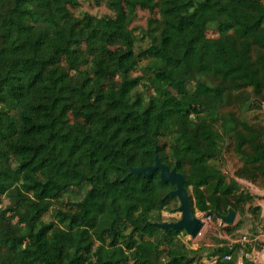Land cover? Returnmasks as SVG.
Wrapping results in <instances>:
<instances>
[{"label": "trees", "instance_id": "16d2710c", "mask_svg": "<svg viewBox=\"0 0 264 264\" xmlns=\"http://www.w3.org/2000/svg\"><path fill=\"white\" fill-rule=\"evenodd\" d=\"M103 1L112 16L0 0V264H205L183 230L154 225L178 208L174 186L159 170L126 176L155 145L193 210H262L219 164L232 141L264 188V133L239 114L264 103V0ZM138 9L157 15L139 30ZM72 188L83 196L45 219ZM240 246L212 248L207 264H236ZM253 248L264 241L242 264Z\"/></svg>", "mask_w": 264, "mask_h": 264}, {"label": "rangeland", "instance_id": "374dc122", "mask_svg": "<svg viewBox=\"0 0 264 264\" xmlns=\"http://www.w3.org/2000/svg\"><path fill=\"white\" fill-rule=\"evenodd\" d=\"M70 11L74 15H79L83 12H88L95 17L101 16H112L113 11L108 8L103 0H77V3L73 6H68ZM150 17H157V15H152L147 10L138 9L136 15L130 23V28L144 29L147 27L148 20ZM217 33L213 27L209 28L208 35L215 36ZM120 45L124 46V41L119 40ZM252 101L257 100L256 97L251 96ZM260 107H243L242 111L239 112L242 120L246 121L248 124L252 125L255 128H258L261 132L264 133V103L260 102ZM222 163L219 164V167L228 175L233 176L236 180L243 186L247 188L253 194H260V198H255L252 204H260L261 212L259 217L252 215L244 207L243 211L237 212L235 219L232 224H225L220 219H212L207 217L203 212L195 209L196 216L200 217L204 225L199 230L198 234L195 237L190 236L185 231L179 234V239L187 248L198 249L199 253L202 256V262L205 264L215 260V257L210 256L209 252L212 248L222 245H231V244H240V251L238 252V260L236 264H241V255L247 250V247L256 246V243L259 241H264V191L262 188L251 184L245 177L248 172L245 169L243 170L242 161L238 158L234 151L233 142H226L222 152ZM243 177V178H242ZM189 188V187H188ZM190 189V188H189ZM85 188H72L68 190L63 196L55 201L45 215V219L52 218V210L56 208L66 209L68 201L79 200L84 194ZM161 191V188H159ZM7 203V200L4 198L0 208ZM179 202L173 203L170 205V208L178 207ZM162 216L165 221H176L180 218V211L176 208L174 211H162ZM238 223L237 229L228 233L225 228L227 225L233 226ZM254 228V229H253ZM262 250V249H261ZM257 250L252 249V252H249V258L253 261L257 259ZM262 257V256H261ZM263 258V257H262ZM264 259V258H263Z\"/></svg>", "mask_w": 264, "mask_h": 264}, {"label": "water", "instance_id": "95a60500", "mask_svg": "<svg viewBox=\"0 0 264 264\" xmlns=\"http://www.w3.org/2000/svg\"><path fill=\"white\" fill-rule=\"evenodd\" d=\"M156 170H159V176L162 182L170 183L174 186V188L171 189L167 195L178 199L180 218L176 221H156L154 222V225L163 230H183L190 236L195 237L199 230L203 227L204 222L200 217L196 216L195 211L191 207L190 198L184 185V176L180 172L176 171L175 168H170L160 160L157 154L156 145L154 149V163L147 166L130 167L126 176L130 174H142L144 177H148ZM214 214L216 218L220 219L225 224H232L237 211L232 207H229L226 214H221L215 210Z\"/></svg>", "mask_w": 264, "mask_h": 264}, {"label": "crops", "instance_id": "0c3cea01", "mask_svg": "<svg viewBox=\"0 0 264 264\" xmlns=\"http://www.w3.org/2000/svg\"><path fill=\"white\" fill-rule=\"evenodd\" d=\"M256 253H257V259H256V261H253L251 258H249V256H248L249 254H246V257L249 260H251L252 262H254L255 264H264V259H263L264 258V249H262L261 251H256ZM241 264H242V262H241Z\"/></svg>", "mask_w": 264, "mask_h": 264}, {"label": "built area", "instance_id": "2783aa9c", "mask_svg": "<svg viewBox=\"0 0 264 264\" xmlns=\"http://www.w3.org/2000/svg\"><path fill=\"white\" fill-rule=\"evenodd\" d=\"M225 258H226V259H230V256H229V255H226Z\"/></svg>", "mask_w": 264, "mask_h": 264}]
</instances>
